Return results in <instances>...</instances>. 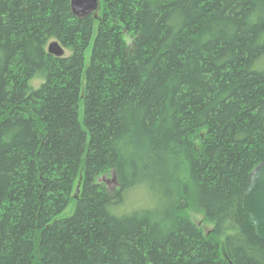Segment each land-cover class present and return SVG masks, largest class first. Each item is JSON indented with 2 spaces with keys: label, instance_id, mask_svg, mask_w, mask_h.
I'll use <instances>...</instances> for the list:
<instances>
[{
  "label": "trees",
  "instance_id": "16d2710c",
  "mask_svg": "<svg viewBox=\"0 0 264 264\" xmlns=\"http://www.w3.org/2000/svg\"><path fill=\"white\" fill-rule=\"evenodd\" d=\"M262 162L264 0H0V264H264ZM137 177L163 213L109 215Z\"/></svg>",
  "mask_w": 264,
  "mask_h": 264
},
{
  "label": "water",
  "instance_id": "95a60500",
  "mask_svg": "<svg viewBox=\"0 0 264 264\" xmlns=\"http://www.w3.org/2000/svg\"><path fill=\"white\" fill-rule=\"evenodd\" d=\"M70 1L74 16L84 19L94 15L98 18L101 0ZM47 50L56 57L65 55L64 47L56 40L48 44ZM77 196L78 193L75 197ZM243 208L254 225L257 237L264 242V162L260 163L249 175V187L243 198Z\"/></svg>",
  "mask_w": 264,
  "mask_h": 264
},
{
  "label": "clouds",
  "instance_id": "9594fccd",
  "mask_svg": "<svg viewBox=\"0 0 264 264\" xmlns=\"http://www.w3.org/2000/svg\"><path fill=\"white\" fill-rule=\"evenodd\" d=\"M109 215L123 219L145 213L160 216L164 211L163 201L152 182L144 177L130 181L118 199L106 204Z\"/></svg>",
  "mask_w": 264,
  "mask_h": 264
},
{
  "label": "rangeland",
  "instance_id": "374dc122",
  "mask_svg": "<svg viewBox=\"0 0 264 264\" xmlns=\"http://www.w3.org/2000/svg\"><path fill=\"white\" fill-rule=\"evenodd\" d=\"M53 41L54 40H52L51 42ZM65 55L66 56L70 55V51L68 49H65ZM87 55H89V52H87ZM80 113L81 114L83 113V103L81 105ZM101 180L107 184L108 189L110 191L112 192L115 191L117 187V183L115 181L114 174L106 175ZM73 210H74V204L70 205V207L66 210L65 213H63L62 216L70 215L73 212ZM186 214L193 222L199 223L205 233H208L213 228L212 223L205 220L204 214L200 212H195L193 210L187 211Z\"/></svg>",
  "mask_w": 264,
  "mask_h": 264
}]
</instances>
